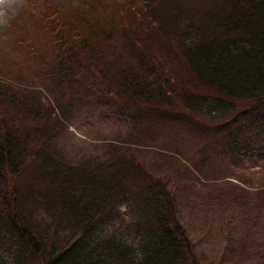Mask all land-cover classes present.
<instances>
[{
    "label": "trees",
    "instance_id": "16d2710c",
    "mask_svg": "<svg viewBox=\"0 0 264 264\" xmlns=\"http://www.w3.org/2000/svg\"><path fill=\"white\" fill-rule=\"evenodd\" d=\"M101 1L80 14L56 12L48 0L40 14L26 12L42 25L40 34L25 32L35 33L29 41L41 36V57L16 68L22 92L0 75V264H209L196 254L197 228L171 167L197 175L212 156L225 165L223 178L240 182L233 186L246 184L237 167H259L251 186L226 193L256 220L243 218V238L233 223L215 264H255L246 261L260 255L259 264L264 233H253L264 232V0ZM122 95L130 100L119 104ZM136 100L149 112L150 130L165 119L187 121L201 139L194 151L162 152L149 138L130 148L116 137L90 143L101 145L100 154L65 147L63 136L77 139L69 127L90 119L131 121L140 131L143 116L128 109ZM147 153L159 157L148 162ZM216 183L198 187L225 190ZM121 207L131 227L120 226Z\"/></svg>",
    "mask_w": 264,
    "mask_h": 264
},
{
    "label": "rangeland",
    "instance_id": "374dc122",
    "mask_svg": "<svg viewBox=\"0 0 264 264\" xmlns=\"http://www.w3.org/2000/svg\"><path fill=\"white\" fill-rule=\"evenodd\" d=\"M52 7L58 12L59 10L62 13L69 14H80L89 11L94 4L95 0H48ZM110 0H102L101 4H108ZM44 2V0H40ZM38 0H23L22 7L18 8L12 16L7 20L6 24L0 26V75L5 79L10 78L14 79L15 87H21L22 89L16 88L19 91H23L26 88V84L18 81V77L15 74L16 68L24 69L27 66V62H32L37 58L41 57L40 49L38 45L39 41H42L41 36H38L37 40L28 39L31 36L26 37V31H33L37 34L42 33V25L39 22L40 20H27L26 12H35L41 13V8ZM16 21L14 28L11 27V23ZM45 26V24H44ZM47 26V25H46ZM34 46V47H32ZM42 50L48 52V45L46 42L41 44ZM34 48V49H32ZM153 49L144 50L147 54H151ZM26 66V67H25ZM3 67V69L1 68ZM22 79L26 80L25 77ZM30 92L29 90H26ZM25 93V92H24ZM122 97V98H121ZM120 98H117L119 104L121 101H129L130 98L122 95ZM139 105L132 104L130 105L129 110H132L134 114H141L142 119V128L140 131L137 130V126L132 128L131 121L118 122H109L102 124L99 120L90 119L83 124L75 125V127H69V131L77 138H69V136H63V141L65 147H71L74 151L84 154H94L96 151L100 154L101 145L90 144L95 141H100L102 138L113 139L120 138L122 148H130L133 140L139 138H149L151 141L155 142V145L160 147L162 152L165 148H177L179 153L184 155H189L190 152L194 151L197 144L200 142V137L198 134H195L190 129V125L186 124L187 121H182L180 119H165L162 125H156L152 127L153 130H150L148 125L147 114L149 113L146 109L141 107V102L136 100ZM127 106V105H125ZM178 107L179 102H174L169 106ZM78 112V115L86 114L80 109L75 110ZM83 115V116H84ZM185 122V124H184ZM136 137V138H135ZM157 147V148H158ZM68 150H71L68 148ZM215 153V152H213ZM151 155L148 162H152L153 158L156 159L159 157L155 153H147ZM212 161L203 165L202 173L195 174L193 169L190 171L186 170L183 166H173L171 167L173 178V186L177 188L179 201L183 204L185 212L188 216H191L190 222L197 228L194 233V236L197 237L196 240L199 241V248L197 250V256L199 259L205 263L215 264L218 261V254L221 248L224 245V233L229 231V229L234 226L235 234L242 237L243 233L246 231L245 223L243 218L252 220L256 215L254 210H247L244 208V211L237 207H234V201L239 202V199L231 200L226 196V193H230L231 189L246 188L251 186L252 182L255 179V174L253 171H259L258 168L251 170L249 168L242 169L237 167L236 172H239L242 176H245V185H238L240 182L237 181L236 177L233 178H223L225 173V165L215 156H212ZM198 160H202L200 166L207 160V156L198 157ZM194 175H193V174ZM196 175V178H195ZM227 176V175H226ZM262 176H259V179ZM220 179V180H219ZM218 180V183L216 181ZM239 180V179H238ZM263 180V179H262ZM260 180L258 183H260ZM212 181V182H211ZM205 183V184H204ZM216 183L218 186L223 187L225 190H221L219 187L215 189L214 186L203 190L198 186L209 187L212 184ZM254 192V191H253ZM250 192L245 196V203H251L254 198L255 193ZM249 197V200H248ZM221 199V200H220ZM220 200V202H219ZM248 200V201H247ZM261 201V206L264 201ZM240 203V202H239ZM259 202H256V207H258ZM207 204V205H206ZM205 209V210H203ZM122 217L120 225L122 228L131 227L133 224V218L127 215L124 211V207H121ZM239 210L242 212L238 214ZM235 219V220H234ZM256 220V217L253 221ZM231 221V222H230ZM229 223V224H228ZM232 224V225H230ZM255 228L257 225L255 224ZM264 232L259 230L253 233V238L258 239ZM234 234V232H233ZM234 234V236H236ZM243 238V237H242ZM261 256L255 258H248L246 262H258ZM264 264V259L259 263Z\"/></svg>",
    "mask_w": 264,
    "mask_h": 264
},
{
    "label": "clouds",
    "instance_id": "9594fccd",
    "mask_svg": "<svg viewBox=\"0 0 264 264\" xmlns=\"http://www.w3.org/2000/svg\"><path fill=\"white\" fill-rule=\"evenodd\" d=\"M23 0H0V26L6 24L7 20L20 7Z\"/></svg>",
    "mask_w": 264,
    "mask_h": 264
}]
</instances>
